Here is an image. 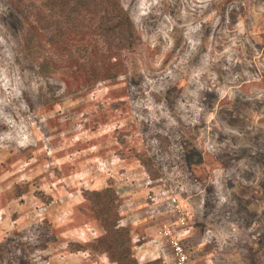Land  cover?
<instances>
[{
  "label": "rangeland",
  "instance_id": "1",
  "mask_svg": "<svg viewBox=\"0 0 264 264\" xmlns=\"http://www.w3.org/2000/svg\"><path fill=\"white\" fill-rule=\"evenodd\" d=\"M78 2L0 0V264H264V0Z\"/></svg>",
  "mask_w": 264,
  "mask_h": 264
},
{
  "label": "trees",
  "instance_id": "2",
  "mask_svg": "<svg viewBox=\"0 0 264 264\" xmlns=\"http://www.w3.org/2000/svg\"><path fill=\"white\" fill-rule=\"evenodd\" d=\"M62 1L63 0H59V5L57 7H60V8H64V5H61L62 4ZM92 0H89L88 2H86V0H80V2H78V8L83 9L86 11V7L87 6H90L91 5V2ZM101 3H97V4H94V5H99ZM115 6V9L113 10V12H115V15L114 17H116V20H114L115 22L113 24H111L108 29H106V32L107 33H110V35H112V37L114 38H118V40L122 43L121 46L129 44L130 41L133 42V39H132V29H131V23L128 19V17L126 16V14L124 13V11L118 7L116 4H112V8ZM77 13H79V9L77 11ZM61 32V31H60ZM64 36V38L69 35H77V34H74L72 32H64L62 34ZM70 42L73 40H69ZM110 246H111V249H115V251L119 252L120 250H122V252H125L124 255V260L125 258L127 257V255H130V251H128L126 249L125 251V247H124V242H122L121 240V236L119 237H116L115 240H112L111 242L108 243ZM120 254V253H119ZM116 256V253L114 254ZM119 258V257H118ZM117 261V260H116Z\"/></svg>",
  "mask_w": 264,
  "mask_h": 264
},
{
  "label": "built area",
  "instance_id": "3",
  "mask_svg": "<svg viewBox=\"0 0 264 264\" xmlns=\"http://www.w3.org/2000/svg\"><path fill=\"white\" fill-rule=\"evenodd\" d=\"M180 220V219H179ZM181 224L183 223V217L180 220ZM164 238L166 239V244L168 245L169 249L171 250L173 256V264H187V255L185 253L183 237L180 233H175L174 229H164Z\"/></svg>",
  "mask_w": 264,
  "mask_h": 264
},
{
  "label": "bare ground",
  "instance_id": "4",
  "mask_svg": "<svg viewBox=\"0 0 264 264\" xmlns=\"http://www.w3.org/2000/svg\"><path fill=\"white\" fill-rule=\"evenodd\" d=\"M4 109H6V108H4ZM5 112V111H4ZM12 133V132H11Z\"/></svg>",
  "mask_w": 264,
  "mask_h": 264
}]
</instances>
